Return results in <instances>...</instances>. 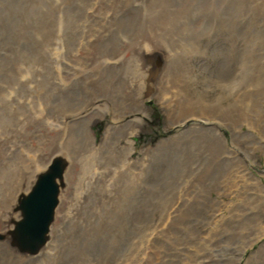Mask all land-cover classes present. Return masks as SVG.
<instances>
[{
    "label": "rangeland",
    "instance_id": "rangeland-1",
    "mask_svg": "<svg viewBox=\"0 0 264 264\" xmlns=\"http://www.w3.org/2000/svg\"><path fill=\"white\" fill-rule=\"evenodd\" d=\"M62 152L36 264H264V0H0V220Z\"/></svg>",
    "mask_w": 264,
    "mask_h": 264
},
{
    "label": "water",
    "instance_id": "water-1",
    "mask_svg": "<svg viewBox=\"0 0 264 264\" xmlns=\"http://www.w3.org/2000/svg\"><path fill=\"white\" fill-rule=\"evenodd\" d=\"M67 165L65 158H55L48 169L38 175L30 193L20 200L22 219L17 222L15 232L23 249L34 252L45 243Z\"/></svg>",
    "mask_w": 264,
    "mask_h": 264
},
{
    "label": "bare ground",
    "instance_id": "bare-ground-1",
    "mask_svg": "<svg viewBox=\"0 0 264 264\" xmlns=\"http://www.w3.org/2000/svg\"><path fill=\"white\" fill-rule=\"evenodd\" d=\"M98 103H96V105H97ZM199 104H202V105H205L204 103H200L199 102ZM197 115V114H196ZM195 116V115H194ZM197 116H199V117H202L203 119H205V120H209L210 118L211 119H213V116H211V115H207V116H202V113L200 112V114H198ZM195 118V117H194ZM196 121H197V119H196ZM194 122H195V119H194ZM193 122V123H194ZM196 123V122H195ZM197 124V123H196ZM261 144L263 145V141L261 142ZM44 157H40V166H41V168H43V167H45L46 166V163H49V160H44L43 159ZM41 159H43L44 161H42ZM51 159V158H50ZM42 161V162H41ZM38 162H39V159H38ZM36 164V163H35ZM38 164V163H37ZM36 164V165H37ZM31 165H32V163H31ZM38 166H39V164L36 166L37 167V170H38ZM35 168V167H34ZM40 168V167H39ZM36 170V171H37ZM35 171V172H36ZM34 177H32V179H33ZM29 182H30V178L28 179V180H26V182L25 183H23L22 185H21V187H19V189H20V191L22 190V189H24L25 190V188H27L28 187V184H29ZM62 205H63V202H61L60 203V205H59V209H58V215L56 216L57 218H56V222L52 225V228H51V231H50V235H49V242L50 241H53V239H52V237L54 236L55 237V234H56V231H57V224H58V221L61 219L60 218V212H61V209H62ZM8 208H10V209H12L11 207H8ZM8 215H10L9 214V210H7L6 212H5V215H4V218L7 216V218L5 219V220H3V219H1L0 220V233H6V234H4L3 235V239L2 238H0V243L1 244H3L4 246H6L8 249H10L11 250V252L13 253V255L15 254V256H13V257H17L18 258V261H20V264H36V263H38V261H37V259L39 258V257H41L42 255H43V253H44V249L47 247V245H49V242L47 243V245L45 246V248H42L37 254H35V255H28V254H25V253H21L20 251H18V250H16V249H14V248H12L11 247V245L9 244V236L7 235V232H9V230H11V228H12V225H13V223L8 219ZM3 220V221H2ZM14 227V226H13ZM60 228V227H59ZM51 243V242H50ZM31 258H36L35 260L33 259L32 261H31ZM44 263V262H43ZM46 263V262H45Z\"/></svg>",
    "mask_w": 264,
    "mask_h": 264
}]
</instances>
